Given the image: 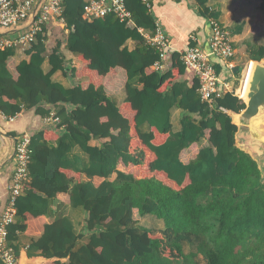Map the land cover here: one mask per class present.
Returning a JSON list of instances; mask_svg holds the SVG:
<instances>
[{
    "label": "trees",
    "instance_id": "trees-1",
    "mask_svg": "<svg viewBox=\"0 0 264 264\" xmlns=\"http://www.w3.org/2000/svg\"><path fill=\"white\" fill-rule=\"evenodd\" d=\"M196 1L205 6L208 0ZM62 5L64 37L52 38L46 26L26 52L29 61L16 66V78L7 68L14 50H0L1 112L14 118L34 110L58 120L30 137L28 180L16 201L22 223L9 227L10 244L28 216L45 215L49 199L57 198L83 210V229L77 233L68 218L46 224L29 244V258L53 260L47 264H264V182L256 163L235 147L236 127L226 113H239L241 99L215 93L211 103L203 101L199 79L176 52H168L165 70H156L158 53L139 32L156 26L142 0H125L133 28L114 15L84 20L85 0ZM128 40L136 43L133 50ZM62 45L81 71L65 64ZM46 58L48 73L42 70ZM249 58L263 59L264 47L252 49ZM117 69L125 78L120 106L105 91ZM56 72L72 81L70 88L52 80ZM173 109L182 111L178 132ZM92 140L107 141L92 146ZM202 140L208 144L184 163L182 151ZM75 147L87 155L85 167L72 157ZM134 211L161 220L163 228L138 225Z\"/></svg>",
    "mask_w": 264,
    "mask_h": 264
},
{
    "label": "crops",
    "instance_id": "crops-1",
    "mask_svg": "<svg viewBox=\"0 0 264 264\" xmlns=\"http://www.w3.org/2000/svg\"><path fill=\"white\" fill-rule=\"evenodd\" d=\"M149 3V13L151 17L154 19L155 23L160 25L170 40L169 52L171 53L176 52L181 54L191 45L206 49L211 37V30L208 24L209 17L205 15L204 9H207L209 13L216 14L215 19L219 20L222 25L227 28L235 52L234 57L227 61V63L217 58H212V63H214L216 68H220V77L227 79L226 81L230 84L232 93L237 94L238 90L242 87L243 81H245V72L250 66V51L259 46L264 47V12L258 10L260 1L208 0L205 6L198 5L196 0H149ZM25 26L26 25H23L12 29L0 27V42L6 39H14L20 33L24 32L23 28ZM128 26L133 28V21ZM48 27L52 30L56 27L55 29L63 31V28L55 23L54 20ZM140 30L142 31L140 32ZM140 30L139 32L141 34L144 33L146 35L152 32L149 29ZM192 36L196 39L195 42H191L190 39ZM48 44H50V41L46 43L47 48ZM135 46L136 43L132 40L126 42V47L129 50H133ZM28 49V47H15L13 49V56L7 60V68L14 78L17 77L16 66L21 62L29 61V56L26 53ZM60 52L66 65L78 71L82 70L78 58L67 51L65 45H62ZM50 69L48 59L46 58L42 65V70L44 73H48ZM116 72L117 75L113 79L114 83L106 85L105 91L106 95L114 99L117 105L120 106L125 99L123 90L125 78L119 69H117ZM52 80L65 88H70L72 85V81L63 77L61 72H56L52 76ZM80 81H86V79H80ZM181 116L182 111L178 109H173L171 111V123L175 132L181 129ZM54 126L55 123L45 122V118L43 119L35 115L34 110L23 109L20 113L16 114L14 118L6 117L0 110L1 200L6 199L7 186L14 168L13 149L15 141L23 134L32 136L39 130L50 129ZM143 131H148L147 126H144ZM106 141L107 140H92L90 144L92 146H100ZM207 144L208 142L206 140L194 143L191 147L182 151L180 159L184 163L189 162L193 156L198 153L199 149ZM72 157L78 158L80 166H86L87 155L83 153L79 147H75L72 150ZM81 180L86 182V176L82 175ZM61 218H68L72 222L77 233L83 229V222L85 219L83 210L80 207L72 208L70 205L57 198L49 199L48 209L45 215L36 218L28 216L27 220L25 222L23 221L25 230L16 233V239L12 242L13 247L18 251V264H47L53 261L42 257L29 258L26 252L29 244L41 237L46 224ZM16 222H20V220L17 219ZM20 223H22V221ZM82 243H86V238H84Z\"/></svg>",
    "mask_w": 264,
    "mask_h": 264
},
{
    "label": "built area",
    "instance_id": "built-area-1",
    "mask_svg": "<svg viewBox=\"0 0 264 264\" xmlns=\"http://www.w3.org/2000/svg\"><path fill=\"white\" fill-rule=\"evenodd\" d=\"M63 0H0V27L12 29L26 25L24 32L14 39L0 42V49H14L15 47H28L37 42V35L49 24H59L65 28L61 18ZM149 9V0H142ZM114 15L119 22L129 25L132 23L131 13L125 6V0H86L83 19L92 21ZM208 24L211 37L206 49L191 45L181 53V60L186 70L199 79V93L203 101L212 102L213 95L232 93L230 84L223 81L217 72L212 58L221 59L227 63L234 57V48L227 28L215 19L209 18ZM140 30V29H139ZM142 30H140L141 32ZM67 33V30H65ZM141 34V33H140ZM146 43L158 53V60L154 67L158 71L166 68V59L169 52V38L158 23L155 30L149 35L141 34ZM191 42L196 39L192 36ZM225 66V65H224ZM226 68V66H225ZM239 99V94H235ZM11 120V119H9ZM45 122L58 123V120L49 116ZM30 137L28 134L20 136L14 144V168L10 182L7 186L6 199H0V263L18 264L14 247L8 239L9 227L14 225L16 216V201L23 194V185L28 180V164L31 157Z\"/></svg>",
    "mask_w": 264,
    "mask_h": 264
},
{
    "label": "water",
    "instance_id": "water-1",
    "mask_svg": "<svg viewBox=\"0 0 264 264\" xmlns=\"http://www.w3.org/2000/svg\"><path fill=\"white\" fill-rule=\"evenodd\" d=\"M241 101L239 113L226 112L236 127L235 147L256 163L264 182V58L250 62Z\"/></svg>",
    "mask_w": 264,
    "mask_h": 264
},
{
    "label": "rangeland",
    "instance_id": "rangeland-1",
    "mask_svg": "<svg viewBox=\"0 0 264 264\" xmlns=\"http://www.w3.org/2000/svg\"><path fill=\"white\" fill-rule=\"evenodd\" d=\"M55 28H53L52 30V38L57 37V36L64 37V34H63L64 32H61V30H58ZM50 46H51V43L48 44V48H50ZM246 76H247V71L245 72V79H246ZM241 95H242V91L239 94V96L241 97ZM133 218L137 222V224L142 227L149 228V229H162L163 228V222L159 219H156L155 217L151 215H146V216L141 217L137 214V211H134Z\"/></svg>",
    "mask_w": 264,
    "mask_h": 264
},
{
    "label": "bare ground",
    "instance_id": "bare-ground-1",
    "mask_svg": "<svg viewBox=\"0 0 264 264\" xmlns=\"http://www.w3.org/2000/svg\"><path fill=\"white\" fill-rule=\"evenodd\" d=\"M247 73H248V70H247ZM244 84H245V81H244ZM243 89H244V85H243ZM243 89H242V95H241V99L243 98Z\"/></svg>",
    "mask_w": 264,
    "mask_h": 264
}]
</instances>
